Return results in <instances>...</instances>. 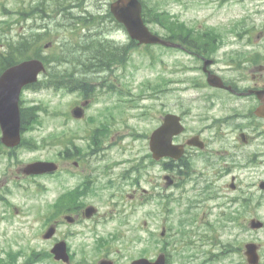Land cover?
I'll list each match as a JSON object with an SVG mask.
<instances>
[{"label": "rangeland", "instance_id": "obj_1", "mask_svg": "<svg viewBox=\"0 0 264 264\" xmlns=\"http://www.w3.org/2000/svg\"><path fill=\"white\" fill-rule=\"evenodd\" d=\"M38 1L0 0V25L13 22L10 29L5 28L8 29L6 33L13 36L50 30L51 34L42 43L51 42L50 48L43 50L45 55L51 56L58 45L65 46V42L74 44L77 38L76 31L66 28L59 19V8L69 3L71 14L91 10L93 14L105 15L112 0H44L51 18L39 16L31 9ZM143 2L146 10L168 11L176 21L200 32L213 28L222 33L227 30L221 28L230 27L251 30L263 21L251 14L249 0ZM25 10L32 14L24 19L22 13ZM93 23L90 22L91 25ZM148 26L153 32L166 35V29L159 23L148 22ZM111 31L114 34L112 36L109 32V38L114 37L119 42L114 43L115 46L127 47V57L124 63L112 65L110 70L97 74L96 90L92 95L84 97L78 90H56L44 83L36 88L28 86L21 93L20 105L35 107L31 110L35 120H29L23 131V136L35 145L30 148L19 146L15 153L13 151L14 156L0 143V264H65L51 257L38 262V258H33L41 253L46 257L54 239L67 241L72 254L69 264H96L101 256L110 257L115 264H127L139 256L154 258L160 247L168 252L170 264H247L243 253L246 242L260 244V264H264V227L251 229L248 225L252 217L264 223V191L256 188H251L250 195L240 193L247 200L252 198L250 205L243 201L229 204L228 199L223 198L218 205L217 201L206 200L205 191L187 186L161 190V193L150 192L145 204L128 201L127 207L121 206V197L110 194L113 188L112 191L105 188L83 198L85 202L96 205V218L72 225L62 219V215L68 213L60 211L64 208L54 211L51 207L62 191L75 187L84 175L103 174L108 168L107 175H100L91 182V187L103 182L109 173L114 174L118 182L121 172L131 166L132 160L147 155L148 135L159 125L165 113L183 115L186 133L193 126L199 128L205 123L200 119V110L193 109L191 105L195 100H201L203 94L214 90L204 86V78L198 69L201 63L196 58L179 49L158 44L130 47V38L124 29L116 27ZM105 33L103 30L100 38L105 39ZM225 37L229 39L231 35ZM230 42L243 43L234 38H230ZM2 43L0 37V46ZM192 50L194 53L202 52L200 46ZM60 64L51 62L50 67ZM62 68L65 73L72 69L68 64L58 66L59 70ZM46 76L41 75L40 78L45 79ZM101 81L104 85L99 83ZM86 100L84 117L73 118L71 109ZM94 140H97V145L92 144ZM74 145L81 147V153L87 159L80 165L73 164L78 159L67 161L58 153L66 148L75 150ZM37 159L54 160L59 165L58 172L35 178L17 176V168ZM145 159V171L150 176L158 173L150 159ZM195 171H203L201 164H197ZM259 175L244 177L242 183H256L259 178H264V172ZM145 185L148 188V184ZM64 199L65 203L61 205L68 204V197ZM52 214L50 222L58 221L57 230L52 239L46 240L42 233ZM238 214L241 221L232 220V216ZM162 226L166 228L164 236L160 235ZM100 235L114 237L108 250L98 254L95 246Z\"/></svg>", "mask_w": 264, "mask_h": 264}, {"label": "flooded vegetation", "instance_id": "obj_2", "mask_svg": "<svg viewBox=\"0 0 264 264\" xmlns=\"http://www.w3.org/2000/svg\"><path fill=\"white\" fill-rule=\"evenodd\" d=\"M249 1L252 4L251 14L263 19L259 26L251 30L225 31L223 37L216 38L223 42L191 45L204 48L203 53H192L188 46L181 48L201 63L198 69L201 78H204L203 84L214 91L203 94L201 100H195L191 105L193 109L200 110V119L205 123L199 128L193 126L189 133L184 131L176 135L174 141L183 143L189 137L198 136L203 146L187 145L181 158L170 162L155 161L153 164L159 171L153 176L145 171V160L141 161L143 165L139 163L135 166L131 183L124 187L131 186V191H127L131 200L143 203L145 195L150 196V192L161 193V190L188 186L205 191L206 200L217 201L218 205L222 198L236 205L246 197H241L240 193L250 195L251 188L258 189V183L264 180L260 178L256 183H242L241 180L258 177L264 172V0ZM242 31L246 37L241 34ZM225 35L243 43L230 42ZM207 58L212 62L206 69L223 80V87H213L206 82L207 72L203 64ZM197 164H201L203 171H195ZM137 167L140 168L138 173ZM164 174L171 177V186L165 184ZM90 179V176L84 175L82 182L86 185L91 182ZM94 179L97 180L96 177ZM87 205L81 199L71 204L76 211L70 214L76 223L86 222L83 212ZM240 217L238 214L235 221L238 219L240 222Z\"/></svg>", "mask_w": 264, "mask_h": 264}, {"label": "water", "instance_id": "obj_3", "mask_svg": "<svg viewBox=\"0 0 264 264\" xmlns=\"http://www.w3.org/2000/svg\"><path fill=\"white\" fill-rule=\"evenodd\" d=\"M110 10L117 21L123 23L132 39L138 43L155 44L180 47V44L166 40L157 34L152 33L142 18V4L139 0H115L110 4ZM206 64V63H205ZM45 70L42 60L38 58L25 59L19 63L5 68L0 74V128L2 132L1 141L6 146H16L20 142V107L19 97L25 85L36 82L40 72ZM208 82L214 86H222L223 82L215 75H208ZM73 115L81 117L83 110L81 107L72 110ZM183 126L180 117L175 114H166L163 123L151 134L150 148L155 158L162 156H172L178 158L183 153V145L172 143V137L180 133ZM188 143H194L190 140ZM57 169L54 162L35 161L25 165L22 172L25 174H39L52 172ZM264 186V184H262ZM95 209L86 208V215L90 216ZM71 220L70 217H67ZM263 223L256 219H251V228H260ZM54 232V227L47 229L44 237H50ZM163 233V232H162ZM55 259L69 260L64 241L57 242L51 249ZM249 264L259 263L258 245L254 242L245 244L244 251ZM98 264H112L108 259H101ZM130 264H165L164 255H159L156 260L150 261L147 258H138Z\"/></svg>", "mask_w": 264, "mask_h": 264}, {"label": "trees", "instance_id": "obj_4", "mask_svg": "<svg viewBox=\"0 0 264 264\" xmlns=\"http://www.w3.org/2000/svg\"><path fill=\"white\" fill-rule=\"evenodd\" d=\"M70 4H66L65 6L59 8V11L64 12L65 14H61L59 16L60 20L62 18H66V22H69L71 20H74V23L78 21L81 22L82 25H86L88 27H91L90 20H99L96 27L101 29L100 27V20L102 19V14H95L91 15L88 18L86 17H79L72 15L69 10H71L72 6H69ZM34 11H37L39 16L42 17H49L50 11L46 7V2L44 0H40L35 3L33 6ZM152 9H145L143 12L144 20L146 22H152V23H159L166 29V37L171 40H179L181 42L187 43V44H194V43H203L205 42V34L202 32H194L192 30H189V27H187L183 22L176 21L173 16L167 12V11H153ZM68 11V14L67 12ZM107 15H105V21L111 22L113 21L116 25L122 27L119 23H117L108 9L106 10ZM22 13V12H20ZM32 14L26 13V10L23 11L22 15L25 16L24 19L29 15ZM88 19V20H87ZM64 23H66L64 20H61ZM89 21V22H87ZM4 23V22H1ZM60 24V23H59ZM13 25V22H8L4 26L0 25V37L2 38L3 43L0 46V73L3 69H5L7 66L12 65L19 60L29 58L31 56H37L45 58L47 61H53L54 63L58 64L63 62V58L68 61V63H71V68L75 67V71H79L82 76L78 78L79 81L74 82H67V79H65V76L68 75V73H65L64 70H59L58 66H51L48 67L47 75L49 78L41 79L36 84H33L32 87L36 88L40 84L44 83L45 86L53 87L55 89H60L62 87H67L69 90H73L75 87H80L85 94L89 95V91L91 90V83H85L88 79H92L91 73L94 71H97L99 69H107L112 62V60L121 59L125 60L124 57V51L122 47L115 46V42H111L109 40L102 39L100 37H93L92 35H89L88 38H82V35H80V40L77 39V42L70 47L69 44L67 46H61L58 45V48L55 49L54 52H52L51 56L48 55H42V48H43V40L47 38L51 32L48 29H45L40 32L32 31L30 33L23 32V33H17L16 36L10 35L11 33H6L8 29L5 28H11ZM107 26V24H106ZM105 27V24H104ZM77 32V31H76ZM78 33V32H77ZM83 34V33H81ZM131 43L133 46L135 43L133 40H131ZM70 61V62H69ZM67 63V64H68ZM69 65V64H68ZM60 71L64 72L67 75L60 76ZM88 72L90 77H87L85 74ZM72 76V73H69ZM84 82V83H83ZM35 109V107H22L21 108V120H22V126L25 129L27 127V123H29V120H33L34 116L31 110ZM35 120V119H34ZM22 143L27 146H32L34 143L30 139H23ZM93 145H97V140H94L92 143ZM13 152V151H12ZM67 152V157H69V152ZM12 154V153H11Z\"/></svg>", "mask_w": 264, "mask_h": 264}]
</instances>
